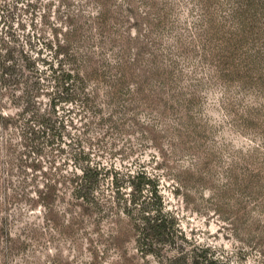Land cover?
I'll return each mask as SVG.
<instances>
[{"label": "rangeland", "instance_id": "obj_1", "mask_svg": "<svg viewBox=\"0 0 264 264\" xmlns=\"http://www.w3.org/2000/svg\"><path fill=\"white\" fill-rule=\"evenodd\" d=\"M141 170L165 241L128 213ZM186 250L264 264V0H0V264Z\"/></svg>", "mask_w": 264, "mask_h": 264}, {"label": "trees", "instance_id": "obj_2", "mask_svg": "<svg viewBox=\"0 0 264 264\" xmlns=\"http://www.w3.org/2000/svg\"><path fill=\"white\" fill-rule=\"evenodd\" d=\"M71 75V74H69ZM76 170L78 169L77 166ZM84 173L80 181L77 183V189H91L93 185L99 183L100 179L108 173L109 168L101 163L87 162L86 166L81 168ZM131 182L133 184L134 192L131 197L132 209L129 210V215L135 217L134 212H137L136 222L139 226H144L147 231L152 232V236L163 241L162 239L175 234L177 231L174 228L175 216H173L169 211L164 210L161 206V196L158 193V188L156 186L157 181L155 177L148 174L145 170H141L135 176ZM117 184L115 179L113 180V185ZM120 192V189H118ZM124 194H119L118 197L121 199ZM125 197V196H124ZM128 204H126L127 206ZM142 227L143 232L146 230ZM154 245L151 244L149 249L154 251ZM209 250H191L181 253L177 258H182L185 264H219L221 262L217 257H209L207 252ZM177 260V259H174Z\"/></svg>", "mask_w": 264, "mask_h": 264}]
</instances>
